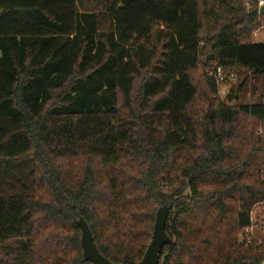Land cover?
Returning a JSON list of instances; mask_svg holds the SVG:
<instances>
[{"label": "trees", "instance_id": "16d2710c", "mask_svg": "<svg viewBox=\"0 0 264 264\" xmlns=\"http://www.w3.org/2000/svg\"><path fill=\"white\" fill-rule=\"evenodd\" d=\"M247 3V4H246ZM257 2L0 0V264H137L166 204L159 264H260L264 76Z\"/></svg>", "mask_w": 264, "mask_h": 264}, {"label": "water", "instance_id": "95a60500", "mask_svg": "<svg viewBox=\"0 0 264 264\" xmlns=\"http://www.w3.org/2000/svg\"><path fill=\"white\" fill-rule=\"evenodd\" d=\"M250 1L257 2V0ZM258 14L264 15V5L259 7ZM167 215L168 206L166 204L157 209L151 240L137 264H159L163 247L170 243V237L165 231ZM76 224L81 231L80 245L85 261H89L91 264H120L109 261L99 253L93 242L91 231L83 218L79 217Z\"/></svg>", "mask_w": 264, "mask_h": 264}, {"label": "rangeland", "instance_id": "374dc122", "mask_svg": "<svg viewBox=\"0 0 264 264\" xmlns=\"http://www.w3.org/2000/svg\"><path fill=\"white\" fill-rule=\"evenodd\" d=\"M247 4V3H246ZM259 27L253 33L252 38L254 41H264V15L258 19ZM246 78V86L241 93L238 95V100L242 104H253L259 101L260 95L264 92V76H257L252 78L247 72L242 71L236 81L231 84H224L218 87V94L221 99L226 97V93L232 84L238 83ZM256 216H263L258 208H254Z\"/></svg>", "mask_w": 264, "mask_h": 264}, {"label": "built area", "instance_id": "2783aa9c", "mask_svg": "<svg viewBox=\"0 0 264 264\" xmlns=\"http://www.w3.org/2000/svg\"><path fill=\"white\" fill-rule=\"evenodd\" d=\"M264 5V0H257V9ZM255 35V33L253 34ZM211 74L215 78L217 86L234 83L237 79L235 74H224L220 67L216 68ZM254 210H251L249 217V224L246 225L239 236V241L247 246L249 244L257 243L264 246V216H256ZM264 264V257L260 261Z\"/></svg>", "mask_w": 264, "mask_h": 264}]
</instances>
